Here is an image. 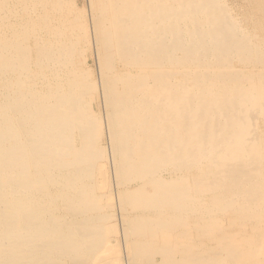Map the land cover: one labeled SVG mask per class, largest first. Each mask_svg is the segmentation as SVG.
I'll use <instances>...</instances> for the list:
<instances>
[{
	"label": "bare ground",
	"instance_id": "1",
	"mask_svg": "<svg viewBox=\"0 0 264 264\" xmlns=\"http://www.w3.org/2000/svg\"><path fill=\"white\" fill-rule=\"evenodd\" d=\"M0 264H264V0H0Z\"/></svg>",
	"mask_w": 264,
	"mask_h": 264
},
{
	"label": "rangeland",
	"instance_id": "2",
	"mask_svg": "<svg viewBox=\"0 0 264 264\" xmlns=\"http://www.w3.org/2000/svg\"><path fill=\"white\" fill-rule=\"evenodd\" d=\"M81 2V3H80ZM87 4V0H77V6H78V8H79V10H81L82 11V9H83V6H85ZM96 68L95 67H93L91 70H95ZM224 222L225 223H227V221H226V217H224ZM225 231H227V232H225L224 231V233L225 234H238L239 233V231H237V228H234V229H228V230H226V229H224ZM111 232L113 233V234H118V232H119V226H118V224H117V222L115 223H112L111 224ZM117 236V239L119 240V235H116ZM205 243L207 242V241H205V240H203ZM116 259H118V258H121L123 255H122V252H120V253H116ZM118 257V258H117Z\"/></svg>",
	"mask_w": 264,
	"mask_h": 264
}]
</instances>
